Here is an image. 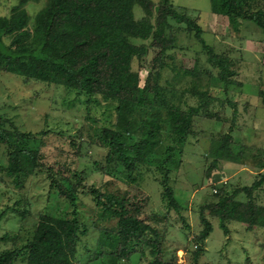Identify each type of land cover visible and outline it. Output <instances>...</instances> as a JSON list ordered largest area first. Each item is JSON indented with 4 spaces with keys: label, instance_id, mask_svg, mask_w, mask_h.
Returning a JSON list of instances; mask_svg holds the SVG:
<instances>
[{
    "label": "rangeland",
    "instance_id": "rangeland-1",
    "mask_svg": "<svg viewBox=\"0 0 264 264\" xmlns=\"http://www.w3.org/2000/svg\"><path fill=\"white\" fill-rule=\"evenodd\" d=\"M47 1L28 0L26 7L32 23ZM152 1L151 14L140 4L135 6L136 18H149L154 30L146 40L134 39L144 49L134 59L133 69L139 74L140 88H149V101L134 110L132 120H126L128 141L132 144L139 141L142 130L138 125L167 117L170 106L184 110L191 105L201 106V96L206 94L214 100L194 118L193 132L184 142H179L169 122L160 121V139L154 152L137 169L128 171L122 162L109 159V146L101 138L104 127L116 129L125 123L116 102L106 101L100 95L78 94L62 85L26 82L23 76L0 71V117L4 119V127L13 132L15 143L38 149L45 164L25 178L21 186H16L13 178L0 171V214L3 215L0 252L26 245L42 216L49 215L77 218L82 227H88V232L79 239L74 264H150L152 255L149 249L145 256L142 254L143 242H136L134 253L127 260L116 259L110 250L100 246L101 233L95 222L101 208L91 191L94 187L130 199L128 207L137 208L147 220L165 217L160 228L165 234L166 258L190 264L198 247L196 237L204 228L200 213L205 202L214 199L223 186L233 191L258 179L256 163L264 159L263 123L259 117L252 118V110H245L238 101L251 97L256 102L260 88L264 89L263 34L256 25L239 22L236 15L216 12L212 0H172V8L194 18L203 27L208 44L240 61L238 69L235 65L230 67L235 74L230 78L233 82L227 85L220 81L221 69L209 62L211 51L196 37V32L176 22L173 16L168 18L169 23L173 21V27L162 24L163 0ZM20 2L0 0V17L11 15ZM167 37L173 43L165 51ZM161 65L165 67L162 69ZM185 68L196 72L184 74ZM193 88L202 95H194ZM158 89L163 91L165 104L153 106ZM222 100L233 101L243 109L242 117L238 115L234 125L235 108L229 103L222 106ZM211 112H218L221 120L210 118ZM131 121L139 123L129 124ZM227 133L235 137L233 149L237 153L244 150L246 165L220 159L219 168H222L209 177L208 169L215 160L211 152L214 141ZM8 152V144L0 142V166L8 164ZM167 172L180 204L179 211L169 206L164 197L166 190L161 180ZM58 182L74 190L75 202L60 195ZM256 198L258 204L264 205V186ZM240 199L248 200V197L243 194ZM208 217L215 228L201 256L202 264H248V260L250 264H264L263 228L246 230V225L233 222L230 233L226 234L215 217L211 214ZM187 224L191 231L187 230ZM16 264L27 261L18 259Z\"/></svg>",
    "mask_w": 264,
    "mask_h": 264
},
{
    "label": "trees",
    "instance_id": "trees-1",
    "mask_svg": "<svg viewBox=\"0 0 264 264\" xmlns=\"http://www.w3.org/2000/svg\"><path fill=\"white\" fill-rule=\"evenodd\" d=\"M27 2L21 0L11 15L0 17V71L23 76L26 82L35 80L62 85L78 94L100 95L106 101L116 102L119 116L125 123L122 122L116 129L106 126L101 135L105 145L109 146L110 160L122 162L128 171L137 169L159 144L162 120L173 126V133L179 142H184L192 134L194 118L207 110L214 100L213 96L202 95L196 88L191 89V92L202 95L201 106L191 105L186 110L170 106L167 117L142 121L138 125L142 130L139 141L132 144L125 136L128 130L125 127L126 120H132L130 116L134 110L146 106L149 101V88H140L139 74L133 69V61L144 49L134 39L146 40L154 30L149 18H136L135 6L140 4L151 14L152 0H48L37 13L34 23L31 22ZM163 3L165 7L161 23L173 27V21L169 23L168 19L173 16L176 22L184 23L195 31L196 37L211 51L209 62L221 69L220 81L231 84L233 81L230 78L235 71H231L230 67L235 65L238 69L240 61L228 52L219 53L213 45L208 44L203 37V27L194 18L172 8V0H163ZM212 5L216 12L222 10L231 17L236 15L239 22L256 25L264 36V0H212ZM164 42L165 51L172 48L173 41L169 37ZM163 67L165 65H161ZM195 72L194 69L185 68L183 73L192 75ZM259 94L264 97L263 87ZM155 97L153 106L165 104L162 101L163 91L156 90ZM227 103L235 108L234 125L238 117V104L221 101L222 106ZM208 115L221 120L218 112ZM138 123L131 121L129 124ZM234 138L231 133H227L222 139L214 141L211 152L215 160L208 169L209 177L215 170L222 168H219L220 159L246 165L244 150L237 153L232 147ZM0 142L9 146L8 164L1 165L0 171L13 178L16 186H21L25 178L45 166L38 149L13 141V132L4 127L1 117ZM263 160L259 159L256 163L259 177L252 185L237 186L233 191L223 186L214 199L202 206L200 215L204 228L196 237L198 247L192 253L193 261L190 264H202L201 256L214 231V224L208 214L219 221L226 234L230 233L233 222L246 225V230L264 229V205L258 204L256 200L258 190L264 186ZM161 184L166 190L164 197L169 206L179 211L180 204L170 185L168 172ZM58 186L61 196L76 201L74 190H69L59 182ZM91 191L101 208L95 226L101 233L102 248L110 250L116 259L127 260L132 257L136 242H143L142 254L145 256L149 249L152 255L150 264H180L166 258L165 234L160 228L165 223V217L147 220L137 208L128 207L130 199L114 193H103L94 187ZM243 194L247 195L248 200L240 199ZM2 218L0 214V221ZM83 227L77 218L43 215L33 238L26 245L0 252V264H16L18 259L26 260L27 264H74L79 239L89 230L87 226ZM186 228L191 231L190 224Z\"/></svg>",
    "mask_w": 264,
    "mask_h": 264
},
{
    "label": "crops",
    "instance_id": "crops-1",
    "mask_svg": "<svg viewBox=\"0 0 264 264\" xmlns=\"http://www.w3.org/2000/svg\"><path fill=\"white\" fill-rule=\"evenodd\" d=\"M262 43L264 44V42H262ZM243 101L244 102H240V101H238V102L240 104H244V109L245 110H247V111L252 110V112H253L252 118L255 119V118L259 117L261 119L260 122L263 123L261 127L264 128V126H263L264 125V122H263L264 121V97L259 94V97L256 98V102H254L253 98H251V97H248L247 99L245 98V100H243ZM238 108H239L238 115L242 117L240 111L242 112L243 109L242 108L240 109L239 105H238ZM254 125H255V122H254Z\"/></svg>",
    "mask_w": 264,
    "mask_h": 264
}]
</instances>
